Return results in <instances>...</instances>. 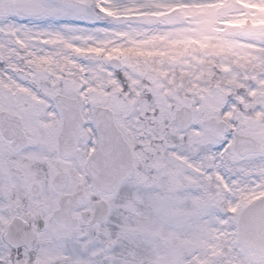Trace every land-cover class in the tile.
<instances>
[{"label": "snow or ice", "instance_id": "1", "mask_svg": "<svg viewBox=\"0 0 264 264\" xmlns=\"http://www.w3.org/2000/svg\"><path fill=\"white\" fill-rule=\"evenodd\" d=\"M0 264H264V0H0Z\"/></svg>", "mask_w": 264, "mask_h": 264}]
</instances>
